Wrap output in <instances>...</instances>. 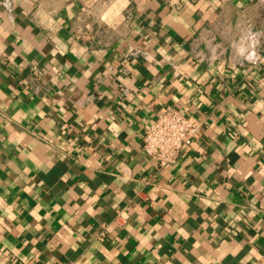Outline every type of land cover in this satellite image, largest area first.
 <instances>
[{"label": "crops", "instance_id": "0c3cea01", "mask_svg": "<svg viewBox=\"0 0 264 264\" xmlns=\"http://www.w3.org/2000/svg\"><path fill=\"white\" fill-rule=\"evenodd\" d=\"M218 14L264 55L260 0H0V264H264V59L198 61Z\"/></svg>", "mask_w": 264, "mask_h": 264}, {"label": "built area", "instance_id": "2783aa9c", "mask_svg": "<svg viewBox=\"0 0 264 264\" xmlns=\"http://www.w3.org/2000/svg\"><path fill=\"white\" fill-rule=\"evenodd\" d=\"M264 3V1H262ZM198 61L222 59L235 65L259 64L261 34L250 24L232 27L219 17H213L209 26L197 37ZM204 46V50L203 47ZM201 48V49H200ZM40 71L34 69V73ZM202 123L177 108H170L157 115L155 121L144 131L142 150L157 166L165 168L179 159L182 150L190 146L199 135Z\"/></svg>", "mask_w": 264, "mask_h": 264}, {"label": "rangeland", "instance_id": "374dc122", "mask_svg": "<svg viewBox=\"0 0 264 264\" xmlns=\"http://www.w3.org/2000/svg\"><path fill=\"white\" fill-rule=\"evenodd\" d=\"M262 1H264V0H260V3L261 4H263L264 5V3L262 2ZM217 16H219V18H220V15L218 14ZM221 19V18H220ZM246 24H250L251 26H252V24L251 23H246ZM240 25H235L234 27H239ZM253 27V26H252ZM255 31H257V30H255ZM261 34V33H260ZM261 45H262V36H261Z\"/></svg>", "mask_w": 264, "mask_h": 264}]
</instances>
